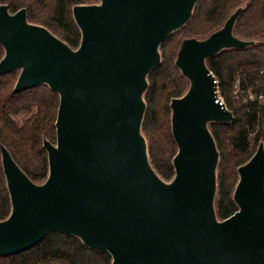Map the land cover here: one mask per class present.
<instances>
[{
    "label": "water",
    "instance_id": "1",
    "mask_svg": "<svg viewBox=\"0 0 264 264\" xmlns=\"http://www.w3.org/2000/svg\"><path fill=\"white\" fill-rule=\"evenodd\" d=\"M198 1L75 5L77 48L30 22L26 8L12 13L0 4V77L17 72L15 93L46 85L60 98L56 141L43 139L45 181L32 180L1 145L11 212L0 220V257L60 232L109 253L112 264H264V142L238 167V209L221 219L220 151L211 130L235 116L221 103L209 60L260 43L235 33L247 4L207 37L179 44L175 65L188 88L170 102L178 148L171 180L154 168L143 132L149 74Z\"/></svg>",
    "mask_w": 264,
    "mask_h": 264
},
{
    "label": "trees",
    "instance_id": "2",
    "mask_svg": "<svg viewBox=\"0 0 264 264\" xmlns=\"http://www.w3.org/2000/svg\"><path fill=\"white\" fill-rule=\"evenodd\" d=\"M90 3L93 1L0 0L12 13L26 8L30 22L47 27L73 48L79 46L81 33L72 9L75 5ZM243 4H247V9L238 20L235 33L242 39L260 43L243 50H225L208 62L224 105L235 116L232 123L211 125L220 151L217 213L221 219L230 217L238 209L232 198L238 182V167L264 142V0H199L191 20L178 31L180 36L173 34L162 44V63L149 74L145 95L143 132L150 159L161 177L171 180L175 174L172 162L178 148L172 134L170 102L188 88V81L175 65L179 44L186 37H207ZM3 56L0 45V60ZM17 78L15 72L0 77V220L11 212L1 145L32 180L43 182L48 176L43 139L56 140L59 95L46 85L15 93ZM20 113H24V118L18 122L14 115ZM0 264H112V257L107 252L86 247L75 236L51 232L22 253L0 257Z\"/></svg>",
    "mask_w": 264,
    "mask_h": 264
},
{
    "label": "rangeland",
    "instance_id": "3",
    "mask_svg": "<svg viewBox=\"0 0 264 264\" xmlns=\"http://www.w3.org/2000/svg\"><path fill=\"white\" fill-rule=\"evenodd\" d=\"M93 2H97L98 0H92ZM181 30V29H180ZM179 30V31H180ZM175 36L177 35V36H180V33H178V31H176L175 33H173ZM172 34V35H173ZM171 35V36H172ZM15 73H17V72H15ZM14 118H15V120L16 121H18V122H20L23 118H24V113H20V114H18V115H14ZM56 141V140H55ZM51 142H53V141H51ZM257 148H258V146H257ZM257 150V149H256Z\"/></svg>",
    "mask_w": 264,
    "mask_h": 264
},
{
    "label": "built area",
    "instance_id": "4",
    "mask_svg": "<svg viewBox=\"0 0 264 264\" xmlns=\"http://www.w3.org/2000/svg\"><path fill=\"white\" fill-rule=\"evenodd\" d=\"M219 91V90H218ZM250 98H252V96H250ZM260 99H262V96L260 97ZM219 101V100H218ZM221 103L224 104L222 98H221ZM225 106V105H224Z\"/></svg>",
    "mask_w": 264,
    "mask_h": 264
}]
</instances>
